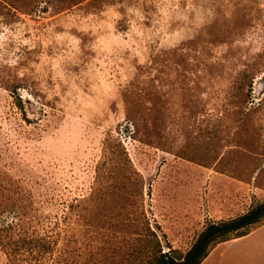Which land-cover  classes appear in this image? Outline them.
<instances>
[{
	"label": "rangeland",
	"instance_id": "obj_1",
	"mask_svg": "<svg viewBox=\"0 0 264 264\" xmlns=\"http://www.w3.org/2000/svg\"><path fill=\"white\" fill-rule=\"evenodd\" d=\"M1 13L0 171L57 239L41 264H140L144 220L185 253L264 203V0Z\"/></svg>",
	"mask_w": 264,
	"mask_h": 264
},
{
	"label": "trees",
	"instance_id": "obj_2",
	"mask_svg": "<svg viewBox=\"0 0 264 264\" xmlns=\"http://www.w3.org/2000/svg\"><path fill=\"white\" fill-rule=\"evenodd\" d=\"M83 1L86 0H0V15L4 14L2 8L13 14L45 12L48 8L60 12ZM15 100L16 108L23 112L20 99ZM126 164L125 158L118 164V177L113 178L131 179ZM0 172V251L10 264H41L53 256L57 239L41 227L31 189L23 181ZM133 175L138 179L137 173ZM263 225L264 203L230 220L208 224L190 248L181 253L171 248L163 252L160 239L144 220L139 240L140 264H201L217 245L247 236ZM132 257L135 259L132 264H136V254Z\"/></svg>",
	"mask_w": 264,
	"mask_h": 264
},
{
	"label": "crops",
	"instance_id": "obj_3",
	"mask_svg": "<svg viewBox=\"0 0 264 264\" xmlns=\"http://www.w3.org/2000/svg\"><path fill=\"white\" fill-rule=\"evenodd\" d=\"M259 228L264 225L255 230ZM255 230L242 238L217 245L201 264H264V243L252 242Z\"/></svg>",
	"mask_w": 264,
	"mask_h": 264
}]
</instances>
